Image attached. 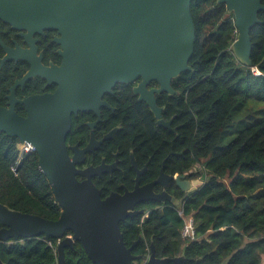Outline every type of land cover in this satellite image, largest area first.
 Segmentation results:
<instances>
[{
  "label": "trees",
  "instance_id": "trees-1",
  "mask_svg": "<svg viewBox=\"0 0 264 264\" xmlns=\"http://www.w3.org/2000/svg\"><path fill=\"white\" fill-rule=\"evenodd\" d=\"M191 11L196 27L192 70L173 80L172 88L179 94L156 95L158 105L166 107V120L174 116L176 132L157 125L149 106L133 93L136 84H118L107 98L126 110L127 119L116 139L130 143L136 154L167 149V166L174 174L177 169L186 174L201 166L194 177L203 184L180 207L170 203L151 207L146 217L121 223L124 242L129 247L142 235L140 253L150 254L152 240L158 258L180 256L185 246L180 264H196L199 258L201 264H264V117L250 123L228 145H219L236 106L264 103V11L259 14L260 24L250 32L251 67L233 54L237 29L225 4L193 0ZM150 87L159 85L153 82ZM0 203L51 221L61 216L52 187L39 169L38 154L20 158L19 140L1 132ZM180 210L193 217L197 240L183 241ZM57 246L56 239L48 243L42 236L10 240L0 244V257L5 264H57ZM65 264L93 263L76 242L74 248L65 249Z\"/></svg>",
  "mask_w": 264,
  "mask_h": 264
},
{
  "label": "water",
  "instance_id": "water-1",
  "mask_svg": "<svg viewBox=\"0 0 264 264\" xmlns=\"http://www.w3.org/2000/svg\"><path fill=\"white\" fill-rule=\"evenodd\" d=\"M193 0H0V20L15 29L26 31L25 37L55 30L62 45L61 66L46 68L30 61L32 70L25 80L39 76L58 84L54 94L31 98L24 102L27 117L14 108L0 107V132L28 143L39 156V169L49 181L61 216L56 221L22 213L0 203V244L43 237L58 241L57 264H65V249L80 242L93 264H135L141 259L132 254L124 242L121 223L141 212L134 211L143 201L156 200L176 204L163 193L154 195L136 189L125 195L112 194L102 199L101 192L89 180L80 182L76 160L68 153L67 134L72 115L82 111L100 116L105 94L118 84L131 85L139 101L146 103L157 119V125L171 128L162 119L156 95H177L173 80L191 71L196 27L192 16ZM228 13L234 14L237 39L232 45L239 62L252 66L250 32L260 24L264 11L262 0H218ZM27 54V52H26ZM157 82L159 87H148ZM176 132L174 129H170ZM118 129L104 140L114 137ZM93 142L86 151H93ZM105 164L89 169L100 175ZM186 176H183L185 178ZM201 182H195V184ZM190 185V184H189ZM71 232L72 235H67ZM180 258H156L155 247L147 264H179ZM199 258L196 264H201ZM0 264H5L0 257Z\"/></svg>",
  "mask_w": 264,
  "mask_h": 264
},
{
  "label": "flooded vegetation",
  "instance_id": "flooded-vegetation-1",
  "mask_svg": "<svg viewBox=\"0 0 264 264\" xmlns=\"http://www.w3.org/2000/svg\"><path fill=\"white\" fill-rule=\"evenodd\" d=\"M25 34L26 31L15 29L11 24L0 20V107L14 108V111L21 117L28 115L24 102L37 96L52 95L58 90V84L49 83L47 79L39 76L25 80V76L32 70V64L30 61L24 60V56L27 55L33 62L39 61L38 58L41 57V64L46 68L59 67L63 62L61 55L63 47L57 42L59 39L57 31H45L43 35L35 34L31 38H26ZM139 82L134 84L137 85ZM148 88L152 89L150 86ZM108 95L112 96L114 92L104 95L103 101L107 102L110 108L102 107L100 116L91 111H80L72 115V126L66 137V145L70 157L76 160L77 170L81 172L77 175V179L80 182L91 181L101 192L102 199H106L112 194L125 195L136 189L148 188L146 192L151 190L156 196L166 193L175 200V206L180 207L185 198L195 193L203 184L201 179L194 177L195 168L186 174L179 173V169L175 171V174L171 173L167 166L169 158L167 149H160L159 152L149 149L146 153L136 154L133 149H129L130 143L121 138L116 139L121 131L122 122L127 119L126 110L113 106L107 98ZM161 108H163L162 119L165 122H171V128L176 130L172 127L174 116L166 120L163 114L166 107L162 106ZM115 129L118 131L114 137L104 140ZM91 142H93L94 149L87 152L86 149ZM155 155H157L156 159L153 158ZM166 155L167 157H165ZM176 155L179 156L180 153ZM163 156L165 158L161 160ZM103 164H105V171L100 175H91L88 172L89 169H97ZM183 176L186 177L183 178ZM195 182H201V184L196 187ZM167 203L172 204L170 201L156 200L140 202L135 206L134 211L141 213L135 217L144 218L151 211V207L157 209ZM142 239L143 236L139 235L136 240L130 242L128 247L132 248V254L139 252L137 256H140L141 259L135 264H147L153 247H155L151 240L150 254L143 255L140 253ZM183 249L182 255L185 253V246ZM182 255L174 258H180ZM156 258L158 257L156 256Z\"/></svg>",
  "mask_w": 264,
  "mask_h": 264
},
{
  "label": "rangeland",
  "instance_id": "rangeland-1",
  "mask_svg": "<svg viewBox=\"0 0 264 264\" xmlns=\"http://www.w3.org/2000/svg\"><path fill=\"white\" fill-rule=\"evenodd\" d=\"M264 117V103L255 102L246 105L236 106L231 125L225 129L220 139L219 145L226 146L233 141L238 134L250 123L261 120ZM201 166H197L194 172H200ZM196 187L199 185L195 184Z\"/></svg>",
  "mask_w": 264,
  "mask_h": 264
},
{
  "label": "built area",
  "instance_id": "built-area-1",
  "mask_svg": "<svg viewBox=\"0 0 264 264\" xmlns=\"http://www.w3.org/2000/svg\"><path fill=\"white\" fill-rule=\"evenodd\" d=\"M31 152H33V147L30 144H28V143L21 144V146H20V158L22 156H24L25 154L31 153ZM12 169L14 172H16L15 166ZM179 214L182 217L183 222H184L183 228L181 231L182 238L184 240H188V241L197 240L196 227H195V222H194L193 217L184 216L183 210H180Z\"/></svg>",
  "mask_w": 264,
  "mask_h": 264
}]
</instances>
